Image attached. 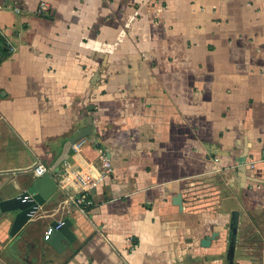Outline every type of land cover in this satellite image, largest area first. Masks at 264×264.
<instances>
[{"label":"crops","instance_id":"crops-1","mask_svg":"<svg viewBox=\"0 0 264 264\" xmlns=\"http://www.w3.org/2000/svg\"><path fill=\"white\" fill-rule=\"evenodd\" d=\"M41 1L0 0V191L92 125L69 162L95 205L59 190L18 237L4 220L0 264H228L235 211L234 264H264V0Z\"/></svg>","mask_w":264,"mask_h":264},{"label":"water","instance_id":"water-1","mask_svg":"<svg viewBox=\"0 0 264 264\" xmlns=\"http://www.w3.org/2000/svg\"><path fill=\"white\" fill-rule=\"evenodd\" d=\"M98 79L99 75L97 74L94 76L92 82L94 83ZM93 109V107H90L89 111L92 112ZM92 131V125H88L83 128L77 136L70 139L65 144L61 156L56 160L50 171L38 178L26 192L18 196L5 198L0 191V223L6 219H13L10 230L11 237H18L40 209L58 193L59 186L53 177L54 172L61 168L66 161L70 160L73 145L79 140L91 136L93 133ZM174 204L182 207V194H178L174 198ZM239 222L240 212L235 211L232 214V221L229 226L228 264H234ZM45 240L51 244L55 250L59 252L64 251L70 244L76 241V236L72 231L71 220L65 219L61 222L53 221L50 224Z\"/></svg>","mask_w":264,"mask_h":264},{"label":"built area","instance_id":"built-area-1","mask_svg":"<svg viewBox=\"0 0 264 264\" xmlns=\"http://www.w3.org/2000/svg\"><path fill=\"white\" fill-rule=\"evenodd\" d=\"M49 5L45 0L40 2L39 8L37 10L38 15L42 16L48 10ZM3 10V7L0 6V12ZM19 13V10H17ZM3 34L0 33V39ZM5 46L9 49L10 52L14 50L13 45L10 41L5 42ZM5 58V52L0 45V64ZM1 117V115H0ZM76 152L80 151V145L78 143L74 144L72 147ZM49 169L43 162H38L36 166L31 170V173L36 175L37 177L44 176ZM21 171H11L1 174V176L5 177H15L18 174H21ZM54 178L57 181L59 186V190L66 192L68 189L73 191L72 194L69 195L68 202L75 210L87 214L94 207V200L92 199V186L94 185V181L92 178L81 171H77L74 169V166L66 161L61 168H59L56 172H54ZM126 264V263H122Z\"/></svg>","mask_w":264,"mask_h":264},{"label":"trees","instance_id":"trees-1","mask_svg":"<svg viewBox=\"0 0 264 264\" xmlns=\"http://www.w3.org/2000/svg\"><path fill=\"white\" fill-rule=\"evenodd\" d=\"M3 48V47H2ZM4 50V49H3ZM4 52H6L5 50H4Z\"/></svg>","mask_w":264,"mask_h":264}]
</instances>
